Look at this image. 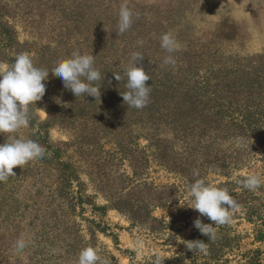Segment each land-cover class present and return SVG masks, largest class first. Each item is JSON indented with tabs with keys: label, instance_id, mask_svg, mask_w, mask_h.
Wrapping results in <instances>:
<instances>
[{
	"label": "rangeland",
	"instance_id": "1",
	"mask_svg": "<svg viewBox=\"0 0 264 264\" xmlns=\"http://www.w3.org/2000/svg\"><path fill=\"white\" fill-rule=\"evenodd\" d=\"M125 2L133 23L118 34L119 9ZM102 31L161 57L168 53L161 48L160 37L172 33L180 44L173 56L217 52L224 59L248 58L264 53V0H0V63L10 65L17 54L28 53L36 67L50 71L79 51L95 56L99 69ZM45 84L42 100L29 106V127L15 135L39 143L38 126H48L49 143L41 145L61 148L62 159L46 149L44 158L14 168L15 176L0 182V264H70L64 251L74 244L71 251L79 253L94 238L102 262L108 259L111 264H151L155 258L174 255L186 256L184 264H214L204 252L188 254L185 241L202 240L208 247L226 244L228 235L235 250L227 252L220 264H246L245 255L264 252V240L256 239L264 235L261 149L233 176L259 175L261 186L246 189L249 196L232 212L231 222L216 226L221 229L208 241L196 234L193 222L201 216L189 208V185L151 157L144 133L119 129L111 119L105 123L98 97H75L51 73ZM32 116L37 126H31ZM68 164L74 172L71 196L57 191ZM225 181L218 173H208L212 186ZM145 184L179 190L169 203L153 207L152 217L159 222L149 226L133 223L110 203L111 196H124L137 185L144 189ZM246 206L248 215L242 210ZM152 226L165 229L150 232ZM21 237L28 243L17 253L14 245Z\"/></svg>",
	"mask_w": 264,
	"mask_h": 264
},
{
	"label": "trees",
	"instance_id": "2",
	"mask_svg": "<svg viewBox=\"0 0 264 264\" xmlns=\"http://www.w3.org/2000/svg\"><path fill=\"white\" fill-rule=\"evenodd\" d=\"M5 34L9 35L8 32ZM102 35L99 68L102 79L97 83L101 87L98 100L104 122L111 119L119 129L131 127L133 131L144 133L150 141L151 157L179 175L187 185L197 179H203L208 184V173H218L226 181L217 187L227 188L237 204H241L249 193L237 181L247 177L233 176L251 164L258 148L264 155V53L229 59L218 56L217 52L215 55H175L176 64L172 66L163 63L165 57L156 55L158 53L151 54L149 48H146V52L141 51V46L136 42L134 45L122 38H109L105 31H102ZM11 38L9 35V41ZM133 52L144 56L137 66L143 67L151 77L146 82L151 86L149 103L143 109L130 108L120 95L128 91L125 72L131 66ZM115 75H119V81ZM31 126H37L33 116ZM38 127L41 129L37 134L39 143L48 144V126ZM49 154L62 159L61 148L51 149ZM72 168L73 165L68 164L57 183V191L63 195H72ZM194 170L199 171V176L193 175ZM141 187H132L124 196H111L110 203L112 207L126 212L133 223L149 226L159 222L152 217L153 207L169 203L179 190L176 187L159 190L149 188L147 184L144 189ZM242 210L245 215L251 213L247 206ZM200 219L204 223H211L206 217L201 216ZM149 229L150 232L159 233L165 228L152 226ZM195 231L201 234L197 229ZM102 232H106L105 229ZM228 236L225 237L226 244L208 245L203 256L210 255L214 264H220L227 252L233 253L235 250L236 245ZM256 239L263 241L264 235H258ZM71 245L64 254L71 259L70 264H74L81 251L74 254ZM97 246L94 238L86 247L97 251ZM191 252L196 254L201 251L193 249L187 253ZM185 257L155 258L151 264H184ZM244 258L246 264H264V252L261 250L249 253ZM102 264L111 263L107 259Z\"/></svg>",
	"mask_w": 264,
	"mask_h": 264
},
{
	"label": "clouds",
	"instance_id": "3",
	"mask_svg": "<svg viewBox=\"0 0 264 264\" xmlns=\"http://www.w3.org/2000/svg\"><path fill=\"white\" fill-rule=\"evenodd\" d=\"M133 23V12L127 3H123L118 14V34L130 29ZM143 44V41H138ZM160 46L168 55L163 63L175 66L176 59L172 55L179 50L180 44L172 33H165L160 37ZM144 56L139 52L131 54V66L126 69V88L128 91L120 93L125 104L130 108L143 109L149 103L151 86L146 84L151 80L143 67L137 64ZM95 56L81 54L74 51L70 58L59 61L50 71L36 67L28 53H19L14 62L0 63V135L5 142L0 143V182H5L10 176H15L13 169L23 168L29 162L44 158L46 149L32 139L18 138L16 133L20 129L29 127V106L37 105L46 92L45 82L49 73L61 79L65 89L70 90L75 97L101 96L98 81L102 79L101 72L95 66ZM119 81V75H115ZM44 111L43 109H41ZM194 176L199 171L194 170ZM244 189L255 191L261 186L259 175H249L244 180H238ZM189 208L196 210L200 216L206 217L211 223H204L198 217L193 225L203 236L209 240L216 238V226L231 222V214L239 209V204L229 194L227 188H218L206 184L203 179L191 183L187 191ZM28 241L24 237L17 239L14 249L22 252ZM186 248L204 252L207 243L202 240L185 241ZM102 264L100 256L92 247L81 250L78 264Z\"/></svg>",
	"mask_w": 264,
	"mask_h": 264
}]
</instances>
